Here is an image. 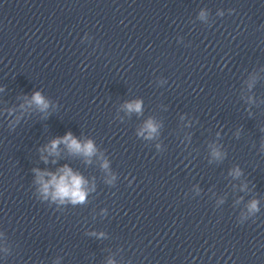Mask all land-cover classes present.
<instances>
[{"label": "clouds", "instance_id": "1", "mask_svg": "<svg viewBox=\"0 0 264 264\" xmlns=\"http://www.w3.org/2000/svg\"><path fill=\"white\" fill-rule=\"evenodd\" d=\"M34 102L41 106L42 110L44 108H47V103L43 99V97L39 94L36 93L33 96ZM126 108L129 111H137L139 112L141 109V104L139 101L134 102V103H129L126 105ZM147 129L149 130V135H151L152 132L155 131V127L153 126L152 122L149 121L146 125ZM65 143L68 145L69 149L74 152H82L85 155H92L95 151L94 146L91 141H88L86 144L81 145L73 136L71 133H68L65 137L57 140H53L51 143V148L50 151H55L57 148V145L59 143ZM107 167V164L104 165ZM62 174L60 175H55L48 173V175L51 176V179L47 182L43 180V175L41 174L40 176V182L42 184V191L44 193H48L50 187L54 189L53 192V198H59L61 200L67 198L70 199L73 203L76 202H83L85 200L86 192L83 189V184L85 181L83 178L78 175L74 174L71 169H69L67 166H65L61 170ZM251 208L253 210L256 209V202H253L251 205Z\"/></svg>", "mask_w": 264, "mask_h": 264}]
</instances>
